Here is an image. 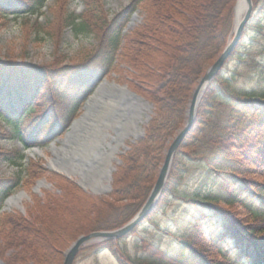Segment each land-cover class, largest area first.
Returning <instances> with one entry per match:
<instances>
[{"label":"trees","instance_id":"16d2710c","mask_svg":"<svg viewBox=\"0 0 264 264\" xmlns=\"http://www.w3.org/2000/svg\"><path fill=\"white\" fill-rule=\"evenodd\" d=\"M44 1L0 0V16L6 12L37 13ZM65 1L60 0V8ZM83 1L86 12L80 16L64 8L62 27L72 29L75 35L87 33L98 39L94 57L104 54L107 59L99 65L104 68L102 75L110 70L109 58L121 49L120 59L131 71L125 82L153 104V114L143 137L121 155L109 199L96 200L72 181L58 176L64 182V194L57 203L56 198L47 195V211H42L45 207L35 212L38 215L32 220L0 213V220L4 219L3 225L0 221L1 253L9 248L10 255L24 252L13 263L60 264L61 249L78 234L117 228L136 212L156 178L165 142L183 123L192 89L227 43L236 0H142L143 23L124 35L121 30L138 0H131L110 19L100 0ZM252 4L253 13L243 29L242 41L250 32L256 39H264V0H252ZM36 24L47 30V35L56 37L46 24L39 25L37 20ZM260 54L255 63V90L234 89L223 71L208 84L197 106L195 123L174 154L158 206L182 200L184 209L179 216L189 218L187 221L198 232H163L169 240L165 247L139 239L135 243L141 249L139 255L119 247L124 239L104 240L90 245L92 248L111 250L120 264H264V182L260 180L264 178V45ZM87 66V62L74 66L59 65L57 61L40 66L0 62V135L17 140L22 149L46 141L50 134L43 140L39 138L47 124L45 116L39 122L26 120L35 106L55 104V99L63 98L61 93L70 88L76 93L83 91V96L72 98L60 120L75 117L98 81ZM64 124L66 127L68 123ZM22 149L8 158L17 166L23 159ZM189 163L201 171L190 192L179 191ZM27 171L33 177L39 174L32 168ZM249 173L257 178L246 177ZM18 184L16 176L0 177V208ZM236 203L244 208V216L234 215L232 206ZM69 205H77L78 218L72 215L71 222L66 223L53 219L63 216L59 210ZM50 210L55 215L51 222ZM77 219L85 223L79 225ZM200 223L210 230L205 240L200 236ZM209 248L218 257H209Z\"/></svg>","mask_w":264,"mask_h":264},{"label":"rangeland","instance_id":"374dc122","mask_svg":"<svg viewBox=\"0 0 264 264\" xmlns=\"http://www.w3.org/2000/svg\"><path fill=\"white\" fill-rule=\"evenodd\" d=\"M96 1L99 2V0ZM130 2L131 0H100L102 9L106 13L108 19L112 18ZM65 3L66 5L63 4V7L60 8V0L59 2L58 0H45L43 6L37 13L11 14L6 12L4 16L1 15L0 62H13L17 65L29 64L38 66L50 64L53 61H57L59 65L68 66L82 65V63L87 62V64H90V66H87V70L90 75H94L96 78L101 77V69L104 68H101L99 65L102 61L104 63L107 62V59H105L106 56H104V54H100L98 58L94 57L96 49L98 48V39L94 35L87 33L75 35V32L72 29L62 27L63 25L61 16L65 14V7L68 13L72 12L73 14L80 16L86 12V5L83 0H66ZM141 4L142 0H138V3L136 4L137 6L133 11L137 12L138 16L134 27L127 28L122 33H130L135 27H138L143 23L144 13L142 12ZM36 20L39 22V25L46 24V27H48L50 31H53L56 37L53 38L50 35H47V30L43 31L40 28H37L38 25L36 24ZM242 43L243 45L236 49V52L232 58L223 68V74L231 79V85L234 89L251 92L252 90H255V87H257L258 75L257 71H255V63L261 58L260 50L264 45V39H256L254 38V34L250 32L243 38ZM120 53L121 49H118L116 50V53L111 58H109L110 70L107 71V73L103 76L108 81H114L115 83L122 85L127 84L125 79L130 78L129 73H131V71L129 68H127L125 62L120 59ZM91 60H93V63H91ZM127 88L135 92L129 86ZM73 91L74 90L70 88V91L67 90V92L61 93L62 96L64 95V97L56 98V102H54L55 104L53 105L47 104L42 107L35 106L34 111L32 114H30L32 116L26 120L29 122V120L32 119V123L33 121L39 122V118L45 116L44 119L47 121V124L45 128H43V132L39 138L43 140L44 136L49 134L51 136H49L44 142L34 144L35 146L33 147L40 148L44 155H47L48 158L50 157V146L48 143L53 142L54 145L58 147V139L62 138V134L66 129V127H64V123L67 122L69 124L71 120H64L63 122L60 120V117L70 105L72 98L83 96V91L78 93ZM137 94L146 99L143 95L139 93ZM146 100L149 101L148 99ZM90 122L91 120L87 121L85 125L86 128H90L95 125V122ZM1 124L2 122L0 121V126ZM4 129L6 130L7 128ZM126 144L128 150L130 146L129 142ZM18 150H21V145L17 140L8 138L3 134L0 135V177L3 179H10L13 176L18 177L19 184L12 191V195L23 191L27 196L22 198L21 209L13 207L10 210H2L0 213L12 214L14 216L20 215L25 216L26 218L32 217V220L36 218V215H38H35V212H39L45 207L46 209L42 211H47L49 209V207H47V203L50 201V197L47 195H51L57 199L59 196L64 194V189H62V184H64V182L60 177H58L61 176L59 173L47 169V160L45 161L44 158L39 157L36 154L33 156H28L26 154V159H22L20 161V165L17 166L8 158L11 159L15 157L16 151ZM127 150H125L124 153ZM26 152H28V150ZM118 158L121 159V153L118 154ZM28 168L39 171V174L33 177V174L27 171ZM199 171H201V169H199L196 164L189 163L188 170L183 178L179 191L190 192L194 186L195 177H197V175L200 173ZM245 176L248 178H257L253 173L246 174ZM42 178L50 183L51 186H49V188L41 186L37 192L33 191L32 188L35 186L37 181ZM71 180L73 179H70V181ZM260 180L264 182L263 177H261ZM110 185L112 191V181ZM110 193L111 192H109L107 195L91 196L96 200L101 198L109 199ZM57 202L58 199L56 200V203ZM51 203L53 205L52 201ZM56 209L58 210L59 207H56ZM183 209L184 206L182 200L169 201V203L161 207L147 221L143 222L137 229H135V231L131 233L126 239L119 242V247H125L124 249H127V251H129L132 255H139L141 249L138 248V245L135 246V243L138 242L139 239H145L152 243L158 244L161 247H165L169 243V240L166 238L163 232L168 234L175 233L178 231L177 229H187L190 233L198 232L196 227L187 221L189 218H183L179 216V213H181ZM232 209L235 211L234 215L237 217H242L245 215L244 208H242V206H240L238 203L233 204ZM59 211L63 213V216L56 215L57 217L53 219L58 220L61 223H66L67 221L71 222V216L77 214V205H69L67 208L62 207ZM49 212V219L51 222L52 217L55 215H52V210ZM90 215H93V213L90 212ZM76 218H78V214L76 215ZM0 221L1 225H3L4 219H1ZM75 222L81 223L79 225H83L85 223L80 219L75 220ZM200 224L202 228L200 236L203 240H205V237L210 235V230L206 228L205 223ZM1 240L3 239L0 235V243ZM67 247L68 246L61 249L60 264H62V253ZM10 250L12 251V249L9 248L7 251H5V253H1L0 251V261H2L4 264H18L17 262L13 263V261L16 258L21 257L24 252H22L20 256H15L9 254L11 252ZM207 255L214 258L218 257V254L210 248ZM247 263L248 262L245 261V264ZM74 264L120 263L114 257L111 250L106 248L96 250L92 248V246H87L78 254Z\"/></svg>","mask_w":264,"mask_h":264},{"label":"water","instance_id":"95a60500","mask_svg":"<svg viewBox=\"0 0 264 264\" xmlns=\"http://www.w3.org/2000/svg\"><path fill=\"white\" fill-rule=\"evenodd\" d=\"M243 1L245 6L241 18L236 20L234 17L232 38L197 80L184 112L183 124L168 140L156 179L142 205L128 221L115 229L92 231L77 236L63 251L62 264H73L77 254L87 244L110 239L116 240L127 236L156 210L166 185L173 156L195 123L196 109L204 89L222 70L227 59L232 55L240 41L244 25L252 14V1ZM237 2L238 0L234 6V12ZM133 15L132 17H134ZM151 106V103L129 90L126 85L102 79L85 99L80 114L71 121L63 137L58 140L59 146L50 144L47 169L60 173L68 179L70 177L77 178L74 183L92 195L110 190V185H104V180L107 176L110 183L115 166L109 163L111 156L104 150L108 148V143L105 141L107 139L112 141L116 137L118 147L123 138L132 140L141 138L144 134L141 126L149 120L150 116L145 117V115L150 112ZM88 120H91L90 123L95 122V125L86 128ZM110 134H112L111 137ZM96 135H100L99 141L95 140ZM120 162V159H116L115 164L118 165ZM43 185L47 188L50 186L42 179L32 189L37 192ZM16 195L27 197L23 191ZM16 195H10L4 200L3 210H9L12 206L21 209V206H17L13 200ZM0 264L4 263L0 261Z\"/></svg>","mask_w":264,"mask_h":264},{"label":"bare ground","instance_id":"6f19581e","mask_svg":"<svg viewBox=\"0 0 264 264\" xmlns=\"http://www.w3.org/2000/svg\"><path fill=\"white\" fill-rule=\"evenodd\" d=\"M244 1L243 0H238L237 2V5H236V8H235V12H234V17L236 20L240 19L242 14H243V11H244ZM134 17H132V20H130V23L128 25V28L133 26L137 19H138V16H137V12H135V14L133 15ZM233 26H234V23H233ZM151 110V108L149 109V111ZM150 114V112H147V114L145 115V117H148ZM115 125H117V123L115 122ZM112 136V134H110V137ZM100 135H96L95 137V140L96 141H99L100 139ZM109 139H107L105 142L108 143V148L104 149L106 153L110 154V160H109V163L110 165H113L115 166V161L116 159L118 158V154L123 150V147H125L130 140L131 138H123L120 140V144L119 146L117 147V143H118V139L116 137L113 138L112 141H108ZM168 140L165 142V145L167 144ZM115 150V152H114ZM37 153H40L39 151H37ZM33 155H35V153H33ZM77 180V178H75ZM105 184H109V180L107 179V176L105 177V180H104V185ZM108 194V191H105L104 193H102L101 195H107ZM24 196L22 195H16L14 196L13 200L15 201V204L17 206H21V202H22V198ZM14 207V206H13Z\"/></svg>","mask_w":264,"mask_h":264}]
</instances>
